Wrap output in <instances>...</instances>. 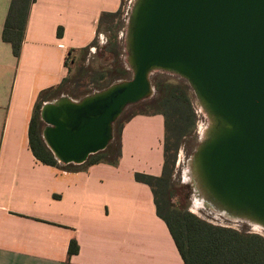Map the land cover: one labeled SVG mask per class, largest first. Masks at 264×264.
Listing matches in <instances>:
<instances>
[{
	"label": "crops",
	"instance_id": "0c3cea01",
	"mask_svg": "<svg viewBox=\"0 0 264 264\" xmlns=\"http://www.w3.org/2000/svg\"><path fill=\"white\" fill-rule=\"evenodd\" d=\"M120 8L122 0H35L18 59L2 38L9 7L0 14V264H184L152 189L135 179L162 175V115L131 119L114 163L66 171L30 147L40 94L80 79L101 15ZM72 241L79 252L70 255Z\"/></svg>",
	"mask_w": 264,
	"mask_h": 264
},
{
	"label": "water",
	"instance_id": "95a60500",
	"mask_svg": "<svg viewBox=\"0 0 264 264\" xmlns=\"http://www.w3.org/2000/svg\"><path fill=\"white\" fill-rule=\"evenodd\" d=\"M126 49L131 80L43 106L55 159L82 165L105 151L124 110L155 96L153 73L172 74L211 122L194 156L205 196L264 228V0H134Z\"/></svg>",
	"mask_w": 264,
	"mask_h": 264
},
{
	"label": "trees",
	"instance_id": "16d2710c",
	"mask_svg": "<svg viewBox=\"0 0 264 264\" xmlns=\"http://www.w3.org/2000/svg\"><path fill=\"white\" fill-rule=\"evenodd\" d=\"M35 0H11L6 17L3 41L10 44L13 55L18 59L24 42L30 9ZM123 4V0H122ZM122 16V8L116 13H104L98 22L100 28L111 20ZM62 30L58 36L61 37ZM95 42L91 45L94 46ZM89 48L86 52H88ZM122 48L118 38L112 37L109 44L97 56L101 61L96 69L90 64L89 70L82 72L100 73L91 82L100 90L107 89L119 81L131 80V73L125 68L122 59ZM68 66V61L66 62ZM111 68V69H110ZM82 81L81 79L75 82ZM73 80L65 79L61 85L42 92L36 103L29 127L30 147L35 157L45 165L58 167L66 171H80L83 168L100 163L117 162L121 153L123 128L135 116L162 115L165 121L164 165L160 177L137 173V182L148 185L153 192L157 213L162 218L176 243L184 264H264V238L255 234H245L233 229L217 227L200 219L188 210V203L182 204L178 195L180 187L173 182L175 160L184 140L191 137L196 130L197 114L194 109L195 97L184 80L172 78L165 74L152 79L156 90L155 96L134 106H142V111L134 112L125 118H119L114 126V139L107 149L89 157L82 165L61 166L43 139L45 124L41 117L42 105L50 98L57 97L65 91L67 84ZM89 93L70 95L75 99H83ZM69 95V94H68ZM124 119V120H121ZM176 200V201H174ZM234 237V241L222 240ZM212 238V240L210 239ZM197 239V241H195ZM202 248H208L203 251ZM79 252L77 242L72 241L69 254ZM207 259H213L207 261Z\"/></svg>",
	"mask_w": 264,
	"mask_h": 264
},
{
	"label": "rangeland",
	"instance_id": "374dc122",
	"mask_svg": "<svg viewBox=\"0 0 264 264\" xmlns=\"http://www.w3.org/2000/svg\"><path fill=\"white\" fill-rule=\"evenodd\" d=\"M133 1L134 0H123L122 16L119 17L118 19L111 20L108 25L100 28L95 44L94 46H92V48H94L93 54H90V56L88 55L89 57L84 60L82 57H80V59L77 62L76 68L77 67L78 69L80 68L81 72L83 70L88 71L90 64L94 65L93 67L94 69L98 67L101 61L97 59V56L103 51V49L107 46V44H109V40L112 37L116 36L119 40L120 47L122 48V55H121L122 62L125 68L131 73V79H132L133 73L131 70H129L130 67L128 64V52L126 49V36H127V31H128V28H127L128 19L131 14L132 6L134 4ZM10 3H11V0H0V14H2L4 18L7 15V11H8V7L10 6ZM89 51L90 49L88 50V53ZM70 65H71L70 62L68 61V66L70 67ZM99 74L100 73H95V72L88 73L87 72V75H86V73L84 74L82 72V76L80 77L82 81L75 82L76 80H78L75 78L71 84H67L65 91L63 93H65L67 97L72 98L71 96L74 94H79V93L81 94L83 92H87L89 93L88 95H93L97 92L103 91V90H100L99 86L91 82V80L94 77H97ZM163 74L169 77H172V78L179 79L175 75L157 71V72H154L152 75L153 81L154 79H156L157 77ZM75 100L80 101L82 99H75ZM141 109H142V106L129 105L124 110L121 118H125L126 116L134 112H140L142 111ZM194 109L197 114L196 130L191 137L184 140L183 144L178 150L176 160H175V170H174V175H173V182L176 184V186L181 188L179 190L180 192H179L177 199L181 201L183 205L188 203L189 212H191L192 214L196 215L197 217L206 221L209 224H212L217 227L233 229L238 232L245 233V234L259 235L264 238V228L261 232L254 230L253 223L247 219H243V218L234 219L230 215H224L223 213L214 211L213 209L207 206H204L203 208L198 206L197 207L198 212L194 211V207H196V203L193 201L194 191H193L192 184L190 183V181L188 182L186 181L187 179L186 170H188L190 166V162L194 158L197 148L205 140L206 132L209 130L211 126L210 119L208 118L206 113L203 111V109L199 106L196 98L194 100ZM121 120H124V119H121ZM119 125L120 123L117 126H114V128L118 127ZM113 136H114V132H113ZM121 146H122V142H121ZM210 239L212 240V238ZM234 239H235L234 237H226V238H223L222 240H226L232 243ZM195 241H197V239ZM202 250L207 251L208 248H202ZM212 260L207 259V261H212Z\"/></svg>",
	"mask_w": 264,
	"mask_h": 264
},
{
	"label": "bare ground",
	"instance_id": "6f19581e",
	"mask_svg": "<svg viewBox=\"0 0 264 264\" xmlns=\"http://www.w3.org/2000/svg\"><path fill=\"white\" fill-rule=\"evenodd\" d=\"M195 168H196L195 159L193 158L190 162V166H189L188 170H186V178H187L186 181L187 182L190 181V183L192 184V188L194 190V193H195L194 197H193V201L196 203V207H194V211L198 212V210H197L198 206H200L201 208H203L204 206H207V207L213 209L214 211L223 213L224 215H228V213L226 211H222V210L218 209L215 206V204L212 201H210V199L208 197L205 196V194H204L205 192L203 190V187L201 186V179H198V175L196 173ZM232 217L234 219H238L235 216H232ZM252 223L254 226V228H253L254 230H256L258 232H261L263 230V227L260 224L255 223V222H252Z\"/></svg>",
	"mask_w": 264,
	"mask_h": 264
},
{
	"label": "built area",
	"instance_id": "2783aa9c",
	"mask_svg": "<svg viewBox=\"0 0 264 264\" xmlns=\"http://www.w3.org/2000/svg\"><path fill=\"white\" fill-rule=\"evenodd\" d=\"M92 51H94V48H92Z\"/></svg>",
	"mask_w": 264,
	"mask_h": 264
}]
</instances>
